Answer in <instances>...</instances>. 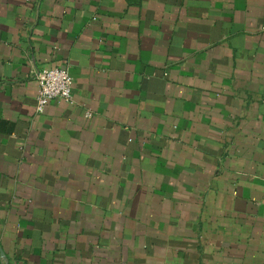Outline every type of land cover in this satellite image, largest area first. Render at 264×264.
<instances>
[{
  "label": "crops",
  "instance_id": "crops-1",
  "mask_svg": "<svg viewBox=\"0 0 264 264\" xmlns=\"http://www.w3.org/2000/svg\"><path fill=\"white\" fill-rule=\"evenodd\" d=\"M0 264H264V0H0Z\"/></svg>",
  "mask_w": 264,
  "mask_h": 264
},
{
  "label": "built area",
  "instance_id": "built-area-1",
  "mask_svg": "<svg viewBox=\"0 0 264 264\" xmlns=\"http://www.w3.org/2000/svg\"><path fill=\"white\" fill-rule=\"evenodd\" d=\"M35 77L38 82V113H43L48 103L54 99L73 101L74 79L67 66L38 70Z\"/></svg>",
  "mask_w": 264,
  "mask_h": 264
}]
</instances>
